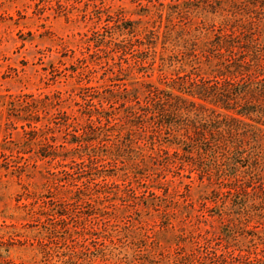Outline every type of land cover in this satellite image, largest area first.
Wrapping results in <instances>:
<instances>
[{
    "label": "rangeland",
    "instance_id": "rangeland-1",
    "mask_svg": "<svg viewBox=\"0 0 264 264\" xmlns=\"http://www.w3.org/2000/svg\"><path fill=\"white\" fill-rule=\"evenodd\" d=\"M0 264H264V0H0Z\"/></svg>",
    "mask_w": 264,
    "mask_h": 264
},
{
    "label": "trees",
    "instance_id": "trees-1",
    "mask_svg": "<svg viewBox=\"0 0 264 264\" xmlns=\"http://www.w3.org/2000/svg\"><path fill=\"white\" fill-rule=\"evenodd\" d=\"M176 92H171L170 94L163 93L161 96L160 94H157L155 97H157L154 101H147L146 104L144 105L145 111H147L151 116L155 117V122L159 127H168L171 129L172 127H179L183 123L184 117H182L181 113L185 111L190 112L193 111H198L195 106H198V108H203L205 106L213 105V109H216L217 107L222 108L226 112L229 111V102L230 100L234 101L232 97H229V95L218 92V90L212 91V88L209 89V87H204V86H194L190 88L187 91H182L176 88ZM226 90V89H224ZM229 90H226V93H228ZM220 94V95H218ZM173 99V102H180V103H186L188 102V105H192L191 108H187V106H181L179 103L172 104V108H167L168 101H171ZM232 110V108H231ZM217 111V110H213ZM219 112H222L221 110ZM236 114L239 115H246L249 113V110H244V111H237L235 110ZM217 116L214 119H211V122L213 123L212 126L208 129L211 130L215 135H220L222 137L225 133L227 135L231 133L233 140H229L228 144L226 145L225 152H229L230 155L233 156L234 152L238 154L245 148L246 146V139H247V130L246 127L242 128L241 123L233 124L231 120H225V118L221 115L220 113H215ZM177 117V120H176ZM236 118V117H235ZM210 120V119H208ZM239 120V119H237ZM254 125V124H253ZM193 130L196 126L193 124ZM195 129H198L195 128ZM257 130V129H254ZM200 134V132H197ZM255 133V131H253ZM218 138V136H216ZM174 140L172 142L179 144V137H174ZM199 140V138H198ZM219 140V138L217 139ZM227 143V142H225ZM216 147H220L224 145V141H219L215 142ZM221 148V147H220ZM242 149V150H241ZM47 156V155H46ZM237 156V155H235ZM226 161L228 162L229 160L231 161L230 156L226 157ZM237 166L234 164L233 169H235ZM234 173V172H232ZM61 208V210H59ZM59 208H55L53 213H56L57 216H61L64 214V208L63 206H59ZM52 209V208H50ZM54 209V208H53Z\"/></svg>",
    "mask_w": 264,
    "mask_h": 264
}]
</instances>
